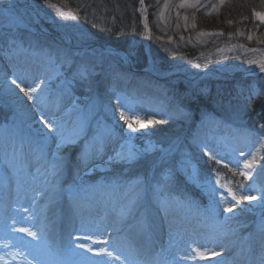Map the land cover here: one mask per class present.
Instances as JSON below:
<instances>
[{"label": "rangeland", "instance_id": "1", "mask_svg": "<svg viewBox=\"0 0 264 264\" xmlns=\"http://www.w3.org/2000/svg\"><path fill=\"white\" fill-rule=\"evenodd\" d=\"M29 1L33 9L1 1L0 7L11 11L13 26L0 32V54L27 42L33 47L39 42L37 48L51 55L55 47L62 48L67 63L54 67L58 77L49 86L64 88L67 106L82 108L94 97L103 104L97 112L102 115L81 123L84 140L106 137L112 143V134L107 130L102 136L99 128L111 123V115L129 128L119 153H126V158L108 161L103 168H74L63 184L64 194L76 198L97 188L126 190L140 180L154 208L162 204L164 213L165 243L161 241L158 249L165 252L153 257L164 264H214L217 255L191 258V250L223 255L229 248L224 253L215 249L229 244L235 232L229 247L239 252L219 264H236L246 255L248 264H264V120L257 114L264 110V35L257 30L227 35L196 26L195 11L217 15L227 0H152L159 32L155 34L146 0H140L129 22L130 36L117 44V33L124 32L115 28L116 13L109 15L101 0ZM257 19L252 28L264 26V20ZM98 28L109 31L103 35ZM71 60L78 66L73 73L68 68ZM192 100L203 103L204 109L198 112L195 102L182 104ZM136 119L147 127H140ZM200 122L209 127L196 138ZM12 124L11 110L1 104L0 127ZM32 129L35 141L42 138L37 128ZM252 151L253 168L245 169ZM115 167L125 174L109 178L106 170ZM245 171L250 178L242 174ZM38 177L31 173L24 187H36ZM233 194L257 199L238 203ZM131 235L125 232L122 242H129Z\"/></svg>", "mask_w": 264, "mask_h": 264}, {"label": "bare ground", "instance_id": "2", "mask_svg": "<svg viewBox=\"0 0 264 264\" xmlns=\"http://www.w3.org/2000/svg\"><path fill=\"white\" fill-rule=\"evenodd\" d=\"M9 1L33 9L29 0ZM9 13L0 7V32L13 26ZM35 43V47L27 42L0 54V105L11 110L13 122L12 127H0V264H164L153 257L165 252L158 249L161 241L165 243L162 204L154 208L140 180L126 190L97 188L76 198L64 194L63 184L71 178L74 168H103L108 161L126 158V153H119H123L120 150L129 138V128L111 115V123L99 128L102 136L107 130L112 134V143L106 137L100 138L101 142L84 140L81 123L91 122L92 116L103 108L102 102L94 97L82 108L67 106L70 101L63 95L64 88L49 86L58 77L54 67L67 63L62 48L55 47L51 55L37 48L39 42ZM77 67L75 60L68 63L72 73ZM29 88L37 90L29 93ZM207 124L200 122L196 138L204 135ZM32 128H37L42 138L35 141ZM27 139L36 143L27 145L23 142ZM247 158L254 161L255 151ZM21 167L24 171H19ZM33 172L39 174V184L27 189L24 182ZM106 172L109 178L125 174L119 167ZM102 215H106V220H100ZM147 219L150 223L143 224ZM22 228L36 235L20 231ZM125 232L132 233L129 242H122ZM235 238L234 232L229 236V244L215 249L224 253L229 248L215 257L214 264L239 252L229 247ZM116 240L121 241L119 247ZM101 248L111 255H97ZM248 258H238L236 264H248Z\"/></svg>", "mask_w": 264, "mask_h": 264}, {"label": "trees", "instance_id": "3", "mask_svg": "<svg viewBox=\"0 0 264 264\" xmlns=\"http://www.w3.org/2000/svg\"><path fill=\"white\" fill-rule=\"evenodd\" d=\"M139 2L140 0H101V3L102 4L104 3L109 8V11H108L109 15L113 16V13H116V15L114 16L117 19V21L114 23L116 25L115 28H117L119 32H124V34L117 33V36H119V38L116 36L117 44H120L122 38L124 37L127 38V36H130L129 31H128L129 22L130 20H132V17H133L132 15L135 10L134 6L138 4ZM146 3L150 11L149 16H150L151 30L155 34H159L156 28V25L153 23V18L156 15L154 13L155 12V9H154L155 6H153L154 3H152V0H146ZM114 9H116L115 12H113ZM261 12H264V0H227L224 3V5L221 7L220 12L217 15H207L205 13L202 14V12L195 11L192 16L194 17L196 26H198L201 30L202 29L217 30L227 35L230 33H234V31L236 30H238V32L239 31L247 32L250 30H255V31L257 30L261 34L264 35L263 25H260L254 28L251 27V26H256L255 25L256 23H259V20L257 19L256 14L261 13ZM229 24H232V25H229ZM229 26L233 28L230 29ZM109 28H112V26H110ZM98 31H100L99 28H98ZM108 31L109 30H105L102 32L100 31V32L103 35H105V33H107ZM122 46L124 47V45ZM155 57H157V55ZM202 97L206 101L209 100V98L204 95H202ZM194 102L196 104H194ZM182 104L184 106H191L194 104L195 106H197L198 112L203 110L205 107L203 103L198 104V100L197 101L195 100L183 101ZM221 110L224 111V108H222ZM263 111L262 109H260L257 112L259 118L262 120H264ZM218 114H221V113H218Z\"/></svg>", "mask_w": 264, "mask_h": 264}, {"label": "snow or ice", "instance_id": "4", "mask_svg": "<svg viewBox=\"0 0 264 264\" xmlns=\"http://www.w3.org/2000/svg\"><path fill=\"white\" fill-rule=\"evenodd\" d=\"M257 16H259L262 20H264V14H261V13H257ZM15 83V82H13ZM41 83H43L41 81ZM39 87V84L37 85V88ZM37 88H29L28 89V92L29 93H35ZM23 90V89H22ZM123 116V113L121 114ZM41 120H43V116H41ZM136 124H138L140 127H147V125L145 123H143L141 120L139 119H136L134 121ZM45 123H47V121H45ZM49 128L52 127L51 124L48 125ZM129 127L131 128L132 127V123L130 122L129 123ZM241 155H244L243 153H241ZM214 159V157H213ZM253 165H254V161H249V160H246L243 167L245 169H252L253 168ZM244 176L246 177H249L250 178V172L248 171H245L244 173H242ZM262 199H264V193H262V196H261ZM233 199L236 200V202H242V201H251V200H255L257 199V197L255 196H249V195H243V196H240V197H236L235 194H233ZM228 212H232L233 209L232 208H228L226 209ZM20 231H23V232H27L29 235H32V236H35L36 233L34 232H31L29 229H26V228H22L20 229ZM90 239V237H89ZM80 247H88L87 245H80ZM89 251H94L92 248H89ZM192 252V257L191 258H200V259H206L209 255H218L217 253H208L207 251L205 252H201L199 249H196V248H193L191 250ZM101 253H106L107 255H111V253H107V250L104 249V248H101L99 249V251L96 252L97 255H100Z\"/></svg>", "mask_w": 264, "mask_h": 264}]
</instances>
